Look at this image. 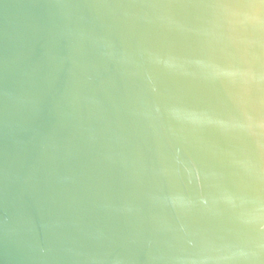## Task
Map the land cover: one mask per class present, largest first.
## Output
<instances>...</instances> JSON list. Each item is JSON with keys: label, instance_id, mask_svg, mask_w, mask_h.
Listing matches in <instances>:
<instances>
[{"label": "water", "instance_id": "obj_1", "mask_svg": "<svg viewBox=\"0 0 264 264\" xmlns=\"http://www.w3.org/2000/svg\"><path fill=\"white\" fill-rule=\"evenodd\" d=\"M0 264H264V0H0Z\"/></svg>", "mask_w": 264, "mask_h": 264}]
</instances>
